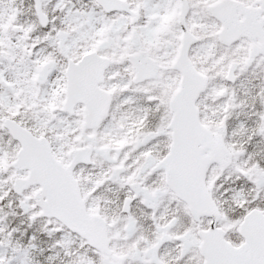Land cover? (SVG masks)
Segmentation results:
<instances>
[{
  "label": "snow or ice",
  "instance_id": "snow-or-ice-1",
  "mask_svg": "<svg viewBox=\"0 0 264 264\" xmlns=\"http://www.w3.org/2000/svg\"><path fill=\"white\" fill-rule=\"evenodd\" d=\"M0 264H264V0H0Z\"/></svg>",
  "mask_w": 264,
  "mask_h": 264
}]
</instances>
